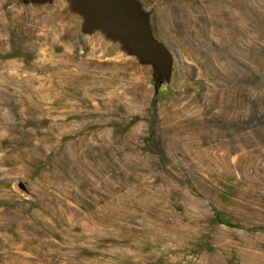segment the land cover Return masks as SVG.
I'll use <instances>...</instances> for the list:
<instances>
[{
	"label": "rangeland",
	"instance_id": "obj_1",
	"mask_svg": "<svg viewBox=\"0 0 264 264\" xmlns=\"http://www.w3.org/2000/svg\"><path fill=\"white\" fill-rule=\"evenodd\" d=\"M0 0V264H264V0Z\"/></svg>",
	"mask_w": 264,
	"mask_h": 264
},
{
	"label": "water",
	"instance_id": "obj_2",
	"mask_svg": "<svg viewBox=\"0 0 264 264\" xmlns=\"http://www.w3.org/2000/svg\"><path fill=\"white\" fill-rule=\"evenodd\" d=\"M97 6L104 7L107 10H111V13H115L116 16L118 12L131 10L133 6L127 4L125 0H92Z\"/></svg>",
	"mask_w": 264,
	"mask_h": 264
}]
</instances>
